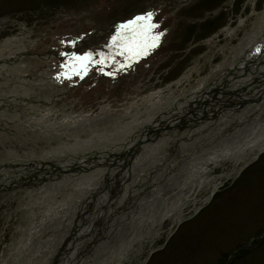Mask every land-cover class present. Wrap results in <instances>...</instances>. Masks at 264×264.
I'll list each match as a JSON object with an SVG mask.
<instances>
[{
  "label": "rangeland",
  "instance_id": "1",
  "mask_svg": "<svg viewBox=\"0 0 264 264\" xmlns=\"http://www.w3.org/2000/svg\"><path fill=\"white\" fill-rule=\"evenodd\" d=\"M228 1L0 0V48L8 39L25 40L29 55L21 62L11 63L10 67L24 63L34 73H41L42 69L58 73L72 67L73 55L84 51L95 52L112 42V36L117 31L109 30L113 24L131 20L136 15L143 16L150 9L152 19L160 25L159 33L162 34L160 48L122 77H105L101 74L105 69H97L84 82H80L78 77L65 81L60 87L69 89L68 93L56 98L54 110L65 106V102L69 103L76 119L72 118L56 128L59 135L53 132L45 135L40 127L32 123L22 131H0V161L8 160V152L16 153L21 159L31 154L41 156L50 147L57 148L70 142L60 134L65 130L71 133L67 135H78L83 140L90 133L113 132L114 128L131 122L134 116L141 115L138 120L146 118V109L159 94H162V100L175 99L198 87L203 80L211 82L219 74L221 66L227 63L231 47H235L244 34L263 25L258 18L264 12V0H234L232 5ZM206 15L209 17L203 21ZM235 28L239 29L232 37L228 31ZM92 31L97 33L89 35ZM86 34L89 36L82 45L78 48L72 45ZM17 46L2 49L0 55L16 53ZM71 50L73 53L65 56L64 52ZM53 56L54 60L45 61V58ZM110 72L113 74L114 70ZM7 80L6 76H0L2 95H6L4 89L11 90V83L6 84ZM44 110L38 112L46 113ZM54 110L48 112L51 117ZM238 164L230 161L209 166L207 173L216 177L215 182L191 197L178 224L171 220L165 222L141 245L135 246L123 264H168L164 261L172 256L180 258L171 264H264V197L249 202L246 211L238 210L244 207L245 203L241 201L249 191L253 192L256 187L264 190V152L257 158L249 154L245 164ZM179 177L180 174L170 177V191L175 194L172 198L189 195L195 182L192 179L183 182L186 179L184 174V180H178ZM3 178L4 175L0 180ZM174 180H178L177 186H174ZM12 192L15 191L0 193V208L8 209L7 214L12 219L10 222L4 219L0 210V264L2 258L9 259L11 256L10 247L16 229L29 223V210L19 209L24 205L23 199L9 206ZM86 197L91 198L85 193L80 199ZM34 212L39 216V208H35ZM73 212L64 217H73ZM235 213L243 216L244 223L239 230L225 237L224 228L238 225ZM69 220L71 223L72 220ZM226 221L229 223L224 226ZM134 224L137 225V220ZM66 229L70 232L68 226ZM52 230L57 232L60 229L56 223L52 226L47 224L43 229V241L51 239L54 234L56 237L52 241L55 242L49 244L53 248H46L47 255L41 249L35 256H39V260L33 264H49L45 258L48 255L50 258L53 250L58 249L60 235ZM190 238L191 244L188 243ZM89 240L87 235L81 242ZM33 242L34 246L39 243L36 239ZM95 246L98 245L93 243L90 256H85L83 261L79 258L78 264H93ZM202 249L203 253H200ZM28 256L20 263L31 264ZM8 264L14 263L10 260Z\"/></svg>",
  "mask_w": 264,
  "mask_h": 264
},
{
  "label": "bare ground",
  "instance_id": "2",
  "mask_svg": "<svg viewBox=\"0 0 264 264\" xmlns=\"http://www.w3.org/2000/svg\"><path fill=\"white\" fill-rule=\"evenodd\" d=\"M227 3L231 5V1H228ZM259 16L260 23L262 20H264V13L262 12V14ZM262 26L259 25L257 30H262L261 32L264 33V27L262 28ZM261 32L258 33L259 38L257 37L256 42L248 40L252 38L246 39V41H244L242 44V49L246 48V46L250 43H254V47L256 46V48L261 49L260 46L264 42V36ZM14 45H18L17 47L20 46L16 53L8 52L6 54L2 53V55H0V58H2V64H0V76L7 77L8 80L6 84L11 83L10 91L4 89L6 95H2V89H0V131H22V129H24L27 124L32 123L36 127H40L39 129L42 130L45 135L53 132L54 134L56 133L57 136L59 135V133L56 132V128H60L63 126V124H67L66 121L72 120V118L76 119V117H73L72 111L70 110L71 108L69 109L68 104L62 106L57 111L54 110L56 108L55 98L63 96L66 92V90H64L60 87V85L57 84V82H59L61 78L56 77L55 72H53L51 69H42L41 73L36 72L35 74L34 72L29 71V66L24 65V63H21L20 66L18 65L16 67H10L11 63H14V61L18 60V62H21L25 56L29 55V50L27 47H25V41L19 40L17 38L6 40L3 43L2 49L10 48ZM2 49L0 48V52ZM262 51H264V48L262 49ZM53 58H55V56H53ZM48 60L51 61L54 59L49 57L45 58V61ZM256 60L257 61H255V65L259 63V67L264 70V57H258ZM261 77H264V73L260 77H258V75H255L254 78L256 80H253L252 83L250 82L252 79H249L247 83L242 81L240 85H235L234 87H237V92L249 90L248 87H251L253 92H258L257 90L260 89L258 94L263 95L264 79ZM259 79L262 82L261 87L255 85L258 83ZM0 88H2V84H0ZM222 91L227 92L228 87L227 89ZM196 92L189 94L188 96L190 97L186 96L182 99L173 100H165V98L162 100V94H159L154 98V100H151L152 102L150 104V107L146 109L145 112L147 115L146 117L148 119H152L154 116L152 115V112L155 111H165L164 114L166 115L170 108H180L187 101L195 99V95L200 91H198L197 93ZM167 93L171 94V92L169 91ZM202 94L203 97L207 96V94L204 95V92L199 93V95ZM2 96H4V98H2ZM168 96L171 97V95ZM239 97V95L232 94L230 96H225L223 100H204V98H201L196 102L195 106H188L187 108L178 111L176 115L177 119H175V117H169L168 120L162 123L163 126L166 127V135L159 136V138L161 139L157 138L156 136L150 138L143 137L144 134L141 133L140 130H135L137 129V127L140 128L139 126H142V122L139 123L136 117L132 120L131 123L123 124V126L114 128L113 132L107 133L102 131L99 133H90L89 137L85 140L80 139V136L78 135H67L71 133L65 130L60 134L70 142H66L59 147L57 146V148L50 147L49 150L44 151V154H42L43 156L31 154L29 156H26L24 159H21V157L16 153L8 152V160L3 162L0 161V173L5 172L9 169H20L28 165H34L36 169H39L40 167L51 169L52 167L56 168L59 172L62 173V171L64 170V168L62 167V159H64L63 163L68 164V167L71 166L70 164H72L69 160L71 155H68L71 148L72 150L74 148L80 149L85 147L91 149L94 146H102V148L104 149L110 148L112 152L120 153L122 149H125L128 146L133 147L130 151H121L123 153V156L126 155L123 160H120V158H118L119 161H116V158L109 156L111 157L110 162L112 165H103L101 167L97 164L99 163V161L102 162L103 159H94V161H92L95 152L92 150L90 151L88 149H84L85 151L90 153H86V157L88 155L90 158L87 160L88 162H83L82 159L78 163L80 165H77L74 168L71 167L72 169H67L70 170L69 173L71 175L66 176L61 180L55 178V175H53L52 177H47L46 182H49V184L46 187L36 191H25L24 193L21 192V197L29 200L31 206H39L40 213H38L39 216H37L36 212L30 211V213L28 214L29 223L24 227H19L16 229L13 234L14 242L10 247L12 251L11 256L9 259L2 258L1 264H8V261L10 262V260L14 264H21L20 260H23V258L25 259L27 255L30 256H28V258H30L28 261H30L31 264H33L35 261H38L39 256H35L39 254V251L41 249L44 250V248H48V246L49 248H51L52 246L49 244L50 242H55L52 241V239L56 237L53 234V237L51 239L43 241V229L46 228L47 224L49 226H52L55 223L58 225L60 230H58L57 232H55L54 230L52 231L56 233L57 236L60 235V238L63 236L62 240L57 241L60 243L59 248L62 246V250L60 249L61 254L58 258L57 264H75L76 256L73 255H78L80 249L84 248L85 246L82 247L80 239L72 242V240L78 237V234H81V232L76 231V234L74 235L75 230L72 229L73 234H70L66 229L67 226L69 229L71 228L69 220L70 218H65L64 216H68L70 214V212L68 213V211H70L72 208L75 209L80 205L79 197L83 196L85 192H94L96 189H92L95 185L103 184L102 187L106 186L107 191L108 189H113L114 192L119 191L121 193H124L122 199H124V204H126L125 202L130 203L128 205L129 208L131 203L134 202V198H132L130 202V199L124 197L126 196L128 189L130 188L128 185L130 184L131 176L132 181L135 182L137 180L138 176H136L134 172H137V174H142L143 169H145L146 165L147 167H150L154 166L156 162H160L161 158L166 155L167 151H172V144L174 141L172 139L181 138L180 140H177V142L183 145H187L186 140L188 139H184L183 136L188 137L190 132L194 131L197 127H200L201 124L196 126V124L200 120H205V123H211L217 119H224V116H231L230 112L223 115L221 113V109L225 105L229 107V104L232 101L237 100ZM236 106L237 105H235V107ZM190 107L198 108H195V110L191 109L190 112H188ZM43 108H45L44 111H46V113L41 114L40 112H38L40 110H43ZM53 110V117H51L48 112H53ZM59 116H61L62 118H60ZM177 120L179 121L178 124ZM262 125H264V122L262 123ZM239 129V127L234 128L232 126L230 128V131L233 133L235 131H239ZM252 132H256V129H253ZM253 135L254 134L251 133V135L247 136L249 137V139L246 138L244 139V141H239L234 145L227 142V145H223L222 147H220L221 150L219 151H215L214 149H212V151L209 152V155H206L204 158L200 159L202 161L200 164H194L193 168H189L186 172V182L191 179L195 181L189 195H184L182 197L175 196V198H172L174 197V192L170 191L171 186H167L168 183L166 181L167 184H158V188L155 190L152 196H149L148 198H146V200L140 201L134 208H130L129 210L131 211V213L129 217L126 220L119 221L118 223L120 224H118V226L124 225L126 222L130 223L131 226L137 219L139 231H135L133 235H130L126 242L121 243L120 245L116 246V248H111L112 251H110V254L112 255V258L110 262H108L110 259L108 253L107 256H103L104 258H109L106 259V264H123L126 260H128V258L130 257V253L135 246L141 245L146 237L152 234V232H154L155 230H158L168 220H171L174 224H178L180 215L185 209L186 204L190 202L191 197L196 196V193L202 188L212 185L215 182L216 177L208 175L207 173L209 170V166H217L221 163L230 161L235 162L236 165H239V162L245 164L249 154L254 155L255 158L260 157V155L264 152V140L259 142L257 137L255 139H252L251 137ZM191 138H194V136H191ZM150 140L154 141L150 142ZM193 142L200 144L201 148L203 149H211L214 144L213 141H210L211 144H209V141H206V146L204 145V141L194 140ZM140 146L143 147L140 149ZM113 147L116 148L113 149ZM185 150L187 149L185 148ZM107 154L108 153H103V156L105 157V155ZM86 157L84 156V158ZM130 157H132V160H129ZM53 158H56L57 162H55L56 160L53 161ZM45 160H48L49 162H45ZM100 164L104 163L102 162ZM106 164L110 163L107 162ZM118 164L125 165L121 166ZM119 168L121 169V172L120 170H118ZM117 172L119 173L117 174ZM171 172L172 174L175 173L174 171ZM125 179H127V181L122 184ZM97 180L99 181V184L96 183ZM161 186H164V189L167 187V189L169 188V190L161 191L159 190ZM216 188L217 186L214 185V190H216ZM253 192L249 191V193L243 196L244 198L242 199L241 203H245L243 205L244 207H239L238 210L246 211L245 209H247L246 206L249 202L252 203L257 197H264V190L260 191L259 187H256ZM17 199L19 200L16 195L9 198V206ZM103 201L104 200H101L100 206H98V208L104 204ZM117 203L120 205L121 201ZM117 205H115V208L112 206H108L113 210L111 218H114L116 216ZM0 210L4 215V219L9 220L10 222V220L12 219L7 214L9 210H5V208H0ZM82 210L83 209H81L80 211ZM101 212L106 213V210H104V208L102 207L100 210H98L97 215L99 216L100 214H102ZM109 213L110 212H108V214ZM0 216L2 215L0 214ZM94 216L95 215H93V217ZM35 217L37 218L34 219ZM74 217L75 216L73 215V217L71 218L73 219ZM234 217L236 218V222L238 223V225H235L230 229L224 228L222 232L225 233V237L229 236L234 231L239 230L242 227V223H244L243 216H237V213H235ZM105 218L106 216L103 217V219ZM79 220L82 221V218H80ZM35 221H37V223H35ZM114 221L115 220H112V222ZM91 222L92 225L90 224ZM102 222V219H98L96 222V220L92 218L90 222L84 223L86 225L85 229H89L88 231H91V227H93L94 230ZM228 223L229 221H226L224 226ZM120 228L121 227H117L116 230H114L113 235L117 234L121 230ZM142 230H145V232H143ZM85 233H87V231H85ZM69 236H72V238L69 240L70 243L68 245H64L62 242ZM196 238L198 237L196 236ZM35 239L36 241H39L37 246H34L33 240ZM191 239L192 238L188 240L189 244H191ZM41 241L43 242L41 243ZM203 250L204 249H202L200 253H203ZM31 257H35L36 259L33 258V260H31ZM179 258L180 256H172L164 262L168 264L175 263V261L179 260ZM45 259L49 263V260L47 258Z\"/></svg>",
  "mask_w": 264,
  "mask_h": 264
},
{
  "label": "snow or ice",
  "instance_id": "3",
  "mask_svg": "<svg viewBox=\"0 0 264 264\" xmlns=\"http://www.w3.org/2000/svg\"><path fill=\"white\" fill-rule=\"evenodd\" d=\"M155 27L156 25L152 23V13L137 16L119 26L117 34L112 38L113 46H118L121 49L120 54L126 55L129 59L145 55L156 47L159 40L158 35L152 34ZM92 56V53H85L82 56L73 55L72 68L76 74L87 71L89 64L93 62ZM97 63H102V61H97Z\"/></svg>",
  "mask_w": 264,
  "mask_h": 264
},
{
  "label": "water",
  "instance_id": "4",
  "mask_svg": "<svg viewBox=\"0 0 264 264\" xmlns=\"http://www.w3.org/2000/svg\"><path fill=\"white\" fill-rule=\"evenodd\" d=\"M255 77V76H254ZM252 78L253 80H256L255 78ZM234 79H236L235 77H234ZM261 82V80L259 79L258 80V83H260ZM259 87V86H258ZM261 87V86H260ZM215 96H214V99H216V96H217V92H215V93H213ZM223 94H226V92H224ZM233 94H236L237 95V93H233ZM229 96L230 95H232V93L230 94H228ZM262 100V95H260V98H259V100L258 101H255V102H257V103H259L260 101ZM234 104L233 103H231V104H229V107H231V106H233ZM246 106V102H240V104H239V107H240V109H244V107ZM225 107H228V106H224L223 108H225ZM158 122H159V124L162 126V120L161 119H159L158 118ZM198 124V123H197ZM163 127V126H162ZM161 127V128H162ZM166 128V127H165ZM165 128H162L161 130H160V132L161 131H163ZM154 134H155V136L156 137H158V136H160V132H159V129H156V130H151ZM117 158H120V159H123V158H125V156H121V157H117Z\"/></svg>",
  "mask_w": 264,
  "mask_h": 264
}]
</instances>
